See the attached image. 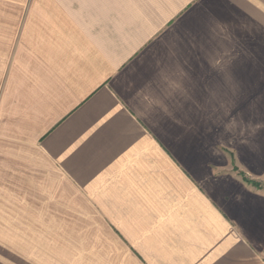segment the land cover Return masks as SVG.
<instances>
[{
    "label": "crops",
    "instance_id": "crops-1",
    "mask_svg": "<svg viewBox=\"0 0 264 264\" xmlns=\"http://www.w3.org/2000/svg\"><path fill=\"white\" fill-rule=\"evenodd\" d=\"M264 0H0V258L264 264ZM243 176V177H242Z\"/></svg>",
    "mask_w": 264,
    "mask_h": 264
},
{
    "label": "rangeland",
    "instance_id": "rangeland-1",
    "mask_svg": "<svg viewBox=\"0 0 264 264\" xmlns=\"http://www.w3.org/2000/svg\"><path fill=\"white\" fill-rule=\"evenodd\" d=\"M243 179L248 183H255L258 187L264 185V182L254 181L245 176ZM55 234H58L59 238L56 237L55 239L54 237L52 245L46 247L38 246L35 258H0V264H64V241L63 245H61L60 232H54Z\"/></svg>",
    "mask_w": 264,
    "mask_h": 264
},
{
    "label": "trees",
    "instance_id": "trees-1",
    "mask_svg": "<svg viewBox=\"0 0 264 264\" xmlns=\"http://www.w3.org/2000/svg\"><path fill=\"white\" fill-rule=\"evenodd\" d=\"M244 181L246 182V183H248L245 179H244ZM248 184H250V185H252V186H254V187H256V188H259L258 186H256V184L254 183V184H252L251 182L250 183H248Z\"/></svg>",
    "mask_w": 264,
    "mask_h": 264
}]
</instances>
